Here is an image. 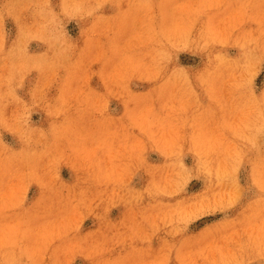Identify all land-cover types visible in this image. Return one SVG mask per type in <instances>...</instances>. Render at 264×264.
<instances>
[{
    "label": "rangeland",
    "instance_id": "rangeland-1",
    "mask_svg": "<svg viewBox=\"0 0 264 264\" xmlns=\"http://www.w3.org/2000/svg\"><path fill=\"white\" fill-rule=\"evenodd\" d=\"M0 264H264V0H0Z\"/></svg>",
    "mask_w": 264,
    "mask_h": 264
},
{
    "label": "bare ground",
    "instance_id": "bare-ground-1",
    "mask_svg": "<svg viewBox=\"0 0 264 264\" xmlns=\"http://www.w3.org/2000/svg\"><path fill=\"white\" fill-rule=\"evenodd\" d=\"M73 176V175H72ZM22 235V234H21ZM21 235L19 236L20 238H21ZM51 235V234H50ZM25 236V234H23V237ZM26 236H28V235H26ZM33 237V236H32ZM15 238H17L16 236H15ZM25 239V238H24ZM22 240V239H21ZM28 240V239H27ZM33 242V241H32ZM22 243V242H21ZM30 245V244H29ZM31 245H32V243H31ZM23 246V245H22ZM24 247V246H23ZM27 247H29V246H27ZM31 248V247H30Z\"/></svg>",
    "mask_w": 264,
    "mask_h": 264
}]
</instances>
